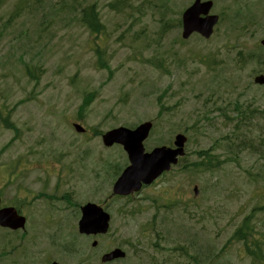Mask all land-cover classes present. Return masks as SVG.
<instances>
[{"label": "rangeland", "instance_id": "374dc122", "mask_svg": "<svg viewBox=\"0 0 264 264\" xmlns=\"http://www.w3.org/2000/svg\"><path fill=\"white\" fill-rule=\"evenodd\" d=\"M20 1L5 0L0 7L1 30L15 3L27 5L0 31V107L11 111L9 119L18 127L15 133L0 126L4 201L15 199L10 180L17 155L32 166L20 172L21 185L28 189L38 179L60 183L78 206L100 190L110 193L115 168L108 171L105 163L124 167L127 159L119 145H104L101 135L147 119L153 127L146 150L167 145L182 131L188 137L186 154L173 171L133 198L115 199L109 232L97 247L173 244L190 250L193 264H257L231 237L249 214L255 230L264 231V86L253 82L255 74L264 73L259 45L264 0L251 11L255 21L237 24L227 20L236 0H216L213 12L226 13L212 36L185 42L175 27L162 32V24L184 8L182 0H125L128 7L115 10L109 7L115 0H78L81 9L95 4L104 26L97 34L79 23L77 10L64 7L53 15L46 4L50 0L38 10L28 6L35 0H22L24 6ZM60 1L71 0H52ZM97 49L103 52V66ZM26 64L37 78L26 73ZM203 104L210 120L193 129ZM73 123L85 131L77 132ZM204 153L215 166L197 169L193 163ZM66 204L55 205L60 211L50 224L42 217L30 219L34 247H48V235L55 231L62 240L70 237L65 233L78 234L75 207L65 209ZM8 234L0 229L2 247H11ZM90 243L84 238L81 247Z\"/></svg>", "mask_w": 264, "mask_h": 264}, {"label": "flooded vegetation", "instance_id": "af4514ba", "mask_svg": "<svg viewBox=\"0 0 264 264\" xmlns=\"http://www.w3.org/2000/svg\"><path fill=\"white\" fill-rule=\"evenodd\" d=\"M243 1L244 0H236L235 4L240 8H247L244 6ZM256 1L257 0H255V3L251 4L254 10L256 7L260 9ZM262 1L263 0L260 2ZM253 17L255 19L254 14ZM244 21L247 20L242 16L239 23ZM260 22V20L257 21L258 24H260ZM262 38H260L259 41ZM15 167L16 171L14 174L19 178L21 177L19 168L23 166L16 163ZM31 167L32 166H26L25 168L30 169ZM171 171H173V168L164 172L161 176L163 177ZM48 174L50 175V173ZM12 182L15 184V199L11 205L6 204V202L1 199L0 208L12 206L19 215L25 217L26 222L23 229H9L0 226V229L11 232L12 236L11 247H2V239L0 238V264H179L178 261L180 258L186 260L184 264H193L195 261L194 255L190 253V250L189 252L184 250L186 252V254H184V252L179 251V247L173 244L167 245V247L159 243L148 245L135 244L133 247H118L114 246V243H110L105 247H97V245L94 247H81V241L84 238L87 240H93L95 237L99 238V236H89L81 233L74 236L73 233L65 234L70 237L67 240H62L59 238L58 231H55L53 234L50 233L48 235V247H34L35 235L33 229L29 232L27 228L30 219L42 217L46 223L48 221L51 222L55 219L51 216L56 215V213L60 211L59 208L55 206L60 201H65L67 207H75V215L80 217L82 205L78 206L75 202L72 203L71 194L62 192L60 183L54 182L52 184V181L48 179L36 180L35 187L29 189L21 185L20 179H14ZM96 194L95 199L91 201L100 205L104 211L110 214V218H112V211L116 198L115 195H113L112 192L109 193L108 189L100 190L96 192ZM133 197L134 196L131 195L124 199ZM142 235L143 234H139L141 238ZM116 248L120 249L123 253L121 256H117L108 261L101 260L104 254ZM187 248L191 249L192 247Z\"/></svg>", "mask_w": 264, "mask_h": 264}, {"label": "water", "instance_id": "95a60500", "mask_svg": "<svg viewBox=\"0 0 264 264\" xmlns=\"http://www.w3.org/2000/svg\"><path fill=\"white\" fill-rule=\"evenodd\" d=\"M211 6L210 1L200 2L196 0L182 15L183 37L197 31L204 36H209L212 26L216 22L217 17L208 16ZM204 14L205 17H201ZM264 44V39L261 41ZM257 83L264 84V75H257L254 78ZM77 131L84 129L74 124ZM151 127L150 122L140 124L131 130L125 127H118L105 132L102 135L104 144L111 145L113 142H120L124 145L128 153L130 165H128L116 179L112 190L114 194L127 195L140 189L141 184H149L160 173L168 170L170 164L177 162V156L184 154V142L186 137L182 134L175 136L174 145L176 148H167L165 146L156 147L149 153H144L142 140L147 136ZM194 194L198 193L196 186L193 188ZM9 211V212H8ZM8 211H0V223L10 225L13 228L22 226V218L17 216L13 209ZM5 213V214H4ZM109 216L103 210L93 203H87L82 207V217L79 220L80 232H106L108 227ZM11 221V222H10ZM108 254L103 258H107Z\"/></svg>", "mask_w": 264, "mask_h": 264}, {"label": "trees", "instance_id": "16d2710c", "mask_svg": "<svg viewBox=\"0 0 264 264\" xmlns=\"http://www.w3.org/2000/svg\"><path fill=\"white\" fill-rule=\"evenodd\" d=\"M77 1L78 0H71L69 3H65L61 1L57 3H53L52 0H50V2L46 4H48L50 8L49 13L53 15H55L58 10L64 7L70 8L73 11L77 10L78 21L80 22L81 25L87 27L91 32L95 34L99 33L100 31L102 32L104 30V27L100 23L98 11L96 9L95 4L84 5L83 8L81 9L80 5L77 8V4H76L78 3ZM3 3H5V0H0V7H1V4ZM41 3H45L44 0H35L32 5H28V6L32 10H38L36 6L40 5ZM20 4L24 6L23 1L22 3L20 2ZM124 4H125V0H115V2L110 3L109 7L115 10L120 6L123 9ZM13 7H14V10L12 9L9 20L7 19V21L3 23L2 25L3 29L6 27V25L9 24V22L13 18L17 17L21 13V10L27 7V5L22 8V7H18V5L15 3ZM46 18L47 17H44V21L46 20ZM170 22L171 21H165L162 24V32L165 31L166 27L168 26L167 24ZM3 29H1L0 31H2ZM96 53H97V58L99 59V61L101 62L103 60L104 62L105 59H103V52L100 53V50L97 49ZM156 63L157 61H153V66L159 68L158 67L159 65L157 66ZM26 72L28 75L33 76V71L31 69L27 68ZM159 105L161 106L162 103L159 102ZM80 108H83V106ZM10 115H11V111L7 110L5 106L0 107V126L4 125V127L8 129H12L13 131L14 130L18 131V127L13 122H11V120L9 119ZM17 131H14V132L16 133ZM96 134H99V133H96ZM211 158L212 156H209L208 154L201 155V160L193 164L197 167V169H210L213 166H215L213 162H211ZM256 233L257 232L255 228L251 225L250 214H249L235 228V231L231 239L237 242H241L242 246L245 247L246 253L253 260H255L258 263L264 264V231L259 232V235L261 234V238H257L255 236Z\"/></svg>", "mask_w": 264, "mask_h": 264}]
</instances>
